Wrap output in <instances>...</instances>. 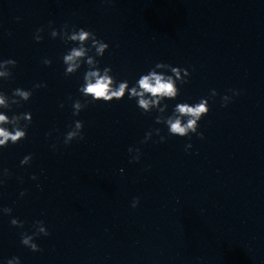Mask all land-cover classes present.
I'll list each match as a JSON object with an SVG mask.
<instances>
[{
    "label": "clouds",
    "instance_id": "9594fccd",
    "mask_svg": "<svg viewBox=\"0 0 264 264\" xmlns=\"http://www.w3.org/2000/svg\"><path fill=\"white\" fill-rule=\"evenodd\" d=\"M49 22V27H51ZM69 26L65 24L61 29L57 30L52 28L50 36L52 38L60 37L65 43L73 42L75 45L66 54L63 55L62 60L65 67V76L76 73L86 63L88 70L83 76L84 83L79 87L78 91L84 98L83 101L76 100L73 103V115H79V113L88 107L89 103L104 102L110 103L114 100L119 101L125 98L127 95L128 99H135L138 108L145 114L151 113L156 110L160 115L155 118L156 124H165L168 128V133L171 136L178 137H189L195 134L201 140L204 139V135L200 132L199 122L208 115L210 111L209 98H201L199 102L195 104H189L187 102L178 103L174 106L171 115H164L168 109V104L163 103L165 100H175L180 95V88L177 86L187 84L190 72L186 68L174 67L171 64L164 62H157L155 66L150 69L147 74H142L139 79L131 87L127 80L117 81L112 75V68L106 66L103 69L99 67V61L96 57H103L105 52L109 49V44L101 39H98L96 34L92 31L86 30L85 28H75L73 26L71 32L68 30ZM45 29L43 27L37 28L34 34L36 42L43 40V33ZM90 42V46H89ZM95 50V55H89L92 50ZM42 63L46 66L52 64V60L44 58ZM17 61L14 59H8L0 61V78L9 80L13 73L12 68H15ZM164 70V71H157ZM170 72L171 75L165 74ZM46 84L37 83L34 88L46 87ZM232 95L221 96V106L227 107L231 102L233 96L240 95L237 90H230ZM32 90H25L23 88H16L13 90L12 95L8 96L6 93L0 91V109L8 111L12 110L13 105H20L21 101L27 102L32 97ZM211 97L219 95L215 89L211 90ZM89 98H91L89 100ZM71 99V98H70ZM63 107V104L60 105ZM33 117L30 112L13 114L11 117L4 111H0V149L8 147L9 143L17 144L21 140L27 138V128L32 123ZM23 121V123H22ZM10 126V127H9ZM84 123L81 120H76L74 126L71 127L65 136V146L70 145L73 140H83L82 134ZM157 136H160L158 143H162L166 140V137L161 136V130L159 128L154 129ZM51 135V133H48ZM153 136V130L145 133L144 140L142 143H147ZM54 149L56 145L52 146ZM186 150L190 149L192 145L189 143L186 146ZM129 153L135 152L129 161L139 162L140 161V149H133L129 147ZM32 161V155H26L20 161L21 166L30 164ZM123 171V170H121ZM4 176H10V172L7 168L3 169ZM33 180L37 179L35 175L31 177ZM3 181L0 180V184ZM26 193L21 192L20 196L23 197ZM139 197H136L132 201V207L136 208L139 205ZM5 215H11L12 209L5 207L0 209ZM11 225L15 227L23 228L24 222L16 218L10 221ZM35 231L31 235L28 233H21V243L23 246L29 248L33 252H40L42 249L35 242V239L41 235L49 236L50 233L47 230L43 221H36L33 225ZM6 264H21L19 257H13L7 260Z\"/></svg>",
    "mask_w": 264,
    "mask_h": 264
}]
</instances>
